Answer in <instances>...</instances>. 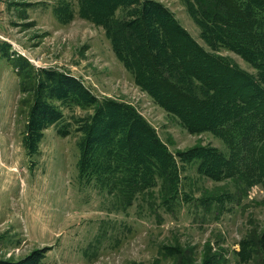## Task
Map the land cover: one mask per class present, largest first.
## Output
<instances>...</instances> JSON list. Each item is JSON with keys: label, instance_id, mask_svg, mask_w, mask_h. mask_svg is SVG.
<instances>
[{"label": "rangeland", "instance_id": "374dc122", "mask_svg": "<svg viewBox=\"0 0 264 264\" xmlns=\"http://www.w3.org/2000/svg\"><path fill=\"white\" fill-rule=\"evenodd\" d=\"M154 1L211 51L190 0ZM127 7L0 0V65L10 66L12 94L9 126L0 133V264H264V178L244 142L189 130L135 82L107 28ZM218 52L255 73L238 53ZM11 62L25 71L29 64L54 68L93 95L132 105L172 154L175 197L168 200L167 179L125 176L127 164L114 151L126 149L115 148L113 127L97 125L83 155L94 109L76 97H48L60 116L33 125L28 139L35 86ZM127 152L129 162L134 153Z\"/></svg>", "mask_w": 264, "mask_h": 264}, {"label": "trees", "instance_id": "16d2710c", "mask_svg": "<svg viewBox=\"0 0 264 264\" xmlns=\"http://www.w3.org/2000/svg\"><path fill=\"white\" fill-rule=\"evenodd\" d=\"M117 4L128 6L129 12L107 28L116 54L135 82L176 113L189 130H210L226 140L232 136L234 142H244L257 174L264 178V0H190L201 37L211 51L157 1L117 0ZM220 48L238 53L255 73L219 54ZM11 64L19 74L28 73L35 86L26 122L28 139L33 125L60 116L54 114L48 97H76L94 109L84 125L83 155L98 134L97 125H104V130L113 127L109 131H116L119 141L115 148L134 153L128 162L129 152L114 151L127 164L125 176L135 182L167 179L168 200L175 197L178 175L172 154L132 105L93 95L79 80L54 68L28 63L25 71V66ZM102 138L111 141L108 135Z\"/></svg>", "mask_w": 264, "mask_h": 264}, {"label": "crops", "instance_id": "0c3cea01", "mask_svg": "<svg viewBox=\"0 0 264 264\" xmlns=\"http://www.w3.org/2000/svg\"><path fill=\"white\" fill-rule=\"evenodd\" d=\"M2 61L0 57V62ZM10 72V66L8 64L0 65V74L4 78H0V133H5L6 127L9 126V116H10V107L8 106L11 103V95L9 92L10 86L7 83V76ZM5 75V76H4ZM9 82V81H8ZM16 82V81H15ZM17 83V82H16ZM13 84V86L16 85Z\"/></svg>", "mask_w": 264, "mask_h": 264}]
</instances>
